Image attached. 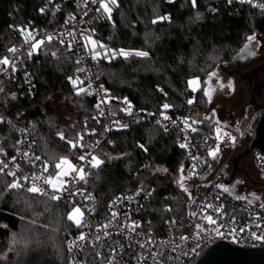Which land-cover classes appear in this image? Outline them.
<instances>
[{"label":"trees","instance_id":"16d2710c","mask_svg":"<svg viewBox=\"0 0 264 264\" xmlns=\"http://www.w3.org/2000/svg\"><path fill=\"white\" fill-rule=\"evenodd\" d=\"M117 5L111 6V18L100 12L92 32L104 47L116 52L115 58L101 53L100 79L117 109L126 105V99L143 117L109 132L96 154L102 163L88 171L87 186L106 210L117 194L151 184L145 215L158 227L168 217L187 215L188 199L175 184L174 173L183 161L188 168L189 158L175 132L154 116L188 110L199 120L198 132L216 135L215 127L198 117L206 103L202 87L191 89L192 104H188L183 87L193 78L203 81L219 62L231 59L251 34H264V8L247 0H196L195 7L192 0H117ZM75 11L72 0H0V58L9 48L24 43L26 30L57 27ZM161 16L169 19L152 22ZM120 50L132 54L125 58ZM138 51L148 56L134 55ZM26 63L36 77L37 93L5 98L0 101V112L10 107L33 123L37 151L56 170L54 165L62 155L79 151L80 146L73 149L68 141L76 143L83 136L81 145L91 127L100 128L102 117L95 98L87 92L77 94L80 83L74 86L72 80L83 63L68 55L66 45L45 42ZM53 90L82 101L77 123L55 120L45 111L42 102ZM164 104L170 107L164 109ZM253 112L245 116L241 128H232L233 136H239ZM3 136L14 138L17 131L0 122ZM210 162L214 160L208 158L205 165ZM158 167L166 171L161 173ZM12 181V176L0 174V264H66L68 243L80 229L67 218L72 207L28 193L26 188L8 190ZM168 208L170 212L165 210ZM8 248L11 252L2 260Z\"/></svg>","mask_w":264,"mask_h":264},{"label":"built area","instance_id":"2783aa9c","mask_svg":"<svg viewBox=\"0 0 264 264\" xmlns=\"http://www.w3.org/2000/svg\"><path fill=\"white\" fill-rule=\"evenodd\" d=\"M72 1L76 6V11L66 15L62 24L54 28L29 30L35 39L28 43L24 41V43L15 47L18 50L15 54L9 52L6 55L15 65L16 71L13 72L10 66L0 65V88L3 89V91H0V101H6L5 98L7 97L33 96L37 93L36 77L29 70L26 63L31 44L35 40L43 39L45 42H49L46 38L52 36L51 41L60 43L63 41L62 44L66 45L68 49V55L78 57L83 63V71H78L76 74V79L79 77L83 81L82 84L80 83V87L85 88L86 92L96 99V105L100 104V108H97V113L102 117L100 128L97 126L91 127L78 153L70 155L72 164L77 168H83L87 175L88 171L95 168L92 166V156H96L109 132L121 128L122 125H129L140 120L143 114L134 110L131 105L132 114L129 115L125 111L128 104L121 109H117L111 99L110 90L101 82L99 70L101 54L93 59V48L84 39L85 36L92 35L98 23L102 11H97L99 3H92V0ZM252 3L261 5L264 4V0H252ZM85 44H88L87 48ZM5 68L6 71L3 70ZM183 93L186 95L187 100H193L194 94L188 85H184ZM102 100L108 102L101 103ZM261 111L262 109H259L254 114L236 138L235 144L229 142V136H233V127L227 129L229 136H224L221 140L217 139V135L210 136L198 132L197 124L199 120L191 111H180L174 115L165 112L163 115L156 114L154 116L155 121H159L167 130L175 132L178 142L187 144L189 173L192 170V165L196 164V175L192 176L194 179V196L192 198L195 203L192 200L188 202L186 216L174 215L168 217L158 227H153L145 215V207L150 201L153 191L151 184L140 187L133 192L117 194L111 199L107 209L103 210L100 202L96 199L95 193L87 186L86 175L84 180H74L72 177H66L65 180L68 181L67 190L58 193L61 196L58 201L71 207L78 206L83 212L80 229L68 243L66 264H108L113 256L115 257L113 264H194L206 250L220 241L246 248L264 246V240H256L251 236V232H255L258 236H264V208L261 207L264 204V192L261 195L256 194L259 200L248 203L247 200H237L228 192H222L221 189L216 187L217 184H223L228 188L231 186L232 182L227 183L233 171L231 161L238 150L241 148L247 149L251 146L256 136ZM101 112H103V115H101ZM147 115L150 114L147 113ZM164 116H167L168 119H164ZM185 119L188 120L191 127H185L183 123ZM194 120L197 123H192ZM116 121L119 123H115ZM0 122L14 127L17 131V136L14 138L0 137V149L3 150L0 151V161L8 164L5 172L14 171L16 177L21 178L40 175L42 166L47 161L37 151L36 140L33 137L35 130L33 123L26 120L24 115L10 110V107L6 111L0 112ZM192 128H195L196 131H192ZM246 138L248 139L246 140ZM217 145H219L220 151L217 158L213 159L209 156V152L215 149ZM25 152L29 153V156L25 157L23 155ZM250 153L254 156L261 173H264V160L261 159L264 158V152L258 147H252ZM36 156L41 157V159L35 160ZM81 156H85L86 159L81 161L79 159ZM14 157L15 160H13ZM192 157H198L199 159L194 161ZM208 158H212L214 162H210L206 166ZM48 165L49 171L44 173V176L54 174L56 171L51 168L49 163ZM212 167H214V171L203 178V172ZM75 175V173L72 174V176ZM21 182L23 183V180ZM31 182V179H29V182L25 184V188L30 186ZM36 183L51 191L50 186L44 185L42 180H38ZM80 192L83 195H80ZM138 192L139 195H137ZM72 193H76V195ZM148 193H151V195L149 196ZM238 195L249 197V195ZM85 197L89 198L86 199ZM129 197L131 199H128ZM217 197L219 198L217 199ZM206 203H211L214 207L223 205L225 215L224 219L219 222L225 224V227L221 229L222 235H217L214 232L201 233V238L197 240L195 225L209 226L198 217L190 216V213L195 211L199 214L200 208ZM113 211L119 214L116 219L112 217ZM208 213L215 218L212 209H208ZM233 217L235 218L234 222ZM257 217L259 218L257 219ZM172 220L176 221L175 225H170L169 221ZM109 221H112L110 227L103 229L102 226L109 223ZM133 221L141 225L140 228L135 230V233L129 232L124 227ZM256 224H260L261 227L257 228ZM231 228L237 230L247 228V230L244 233L237 231L234 239L233 235L229 234ZM98 229L100 231H97ZM104 231H107L110 235L104 236ZM137 233H140V235H137ZM82 234L85 236L84 240L79 239ZM149 234L153 241L150 245L147 244ZM97 235L101 237L99 241L96 240ZM182 235L189 237V239L181 241L180 237ZM141 243L146 246L141 248ZM176 245H179V247H176ZM173 248H175V251H173ZM112 249H116V252L113 253ZM192 249H195V252H192ZM186 252L191 254L185 256L184 253ZM97 253H100V255L97 256ZM153 254H156L155 259Z\"/></svg>","mask_w":264,"mask_h":264},{"label":"snow or ice","instance_id":"6c2138e0","mask_svg":"<svg viewBox=\"0 0 264 264\" xmlns=\"http://www.w3.org/2000/svg\"><path fill=\"white\" fill-rule=\"evenodd\" d=\"M99 3V7L97 8V11H101L103 10V12L109 14V18H111V12H112V7L113 5L118 6L117 5V0H92V3ZM232 0H229V3H231ZM241 2H245V0H241ZM247 2L251 3L252 0H247ZM193 6L195 7V3L196 0H192ZM261 8H264V4L258 5ZM41 11H43V9H41ZM85 15H87V13H85ZM169 17L167 16H161L158 17L156 20H153L152 22L155 24L158 21H164V20H168ZM21 31H24L23 29H21ZM71 35V33H70ZM35 37L33 36V34L31 32H28L26 37H25V42L28 43L31 40H34ZM47 41H51L53 39L52 36H48ZM84 39L86 41H88V43H90L93 46V59H96L97 57L100 56L99 52L95 51V46L97 45V42L94 40H91L90 37L85 36ZM256 41V36L255 34L248 36L247 37V43L244 45V47L241 49V55L242 56H251L254 55L253 52H251L250 50V45ZM45 43V40L41 39V40H35L34 43L31 44V50L28 52V56H32L33 53L39 49V47ZM61 43H63V41H61ZM85 47H88V44H85ZM100 48H104V45H99ZM9 52L15 54L18 50L15 47L9 48L8 49ZM120 55L124 56L125 58H127L129 55H131L132 53H128V52H124L123 50H120ZM53 56H55V53H52ZM134 55L136 56H140V57H147L148 53L147 52H143V51H138L135 52ZM113 58H115L116 53H112ZM79 63V61H77ZM0 65H4V66H10L12 68V71L15 72L16 68L15 65L12 63V61L9 59V57L5 56L3 58H0ZM6 71V68L3 69ZM78 71H83V69H78ZM217 74L215 72L210 73L209 79H211V77L216 76ZM71 79V78H69ZM73 85H77V83H83L82 80L79 79V77H77V79L72 80ZM189 87L193 90L196 91V87L199 84V80L198 79H193L190 80L189 82ZM89 87H91V85H89ZM220 87L223 89L224 87H227L229 89H232L233 85L232 82L229 81L227 85L224 84H220ZM0 91H3L2 88H0ZM82 92H86L85 88H78L77 89V94H80ZM90 94V93H89ZM207 97L209 102H211V90H206L204 93ZM15 98V97H13ZM107 100H102L101 103H107ZM188 104H192L194 101L193 100H188L187 101ZM124 103L128 104V108L125 109V111H127V113L129 115L132 114V110H131V104L125 99ZM170 106L168 104H164L163 108L164 109H168ZM97 108H100V104H97ZM101 115H103V112H101ZM163 115V113H162ZM213 115H215V113L213 112ZM164 119H168L167 116L163 117ZM205 119H209V117H205ZM115 123H119L118 121H116ZM159 123V121H158ZM175 123V122H174ZM184 125L186 128L191 127V125L188 123V120L185 119L183 121ZM192 123H197V121H193ZM122 127H127V125H122ZM192 131H196L195 128H192ZM221 129L219 127H217L216 129V133H217V139H222L221 135H220ZM60 138L61 139H65L63 134L60 133ZM224 136H229L228 133H224ZM83 140V136H80L77 140L76 143H73L72 141H68V143L71 145V147L73 149H75L77 146H81L79 145V141ZM229 142L232 144H235L236 142V137L235 136H229ZM140 147L143 148V145H140ZM180 147L182 148H186L187 144H180ZM0 151H3L2 149H0ZM146 151V149H145ZM219 145H217V147L213 150H211L209 152V156L212 157L213 159L217 158L218 154H219ZM25 157L29 156V153L25 152L23 154ZM41 157L36 156L35 160H40ZM79 159L81 161L85 160L86 157L85 156H81L79 157ZM192 159L195 161L197 159H199L198 157H192ZM262 160H264V158H261ZM13 160H15V157L13 158ZM92 166L93 167H98L102 161H100L96 156H92ZM18 167V165H17ZM55 169H57V171L55 172V174H49L47 176H44V173H48L49 171V165L47 162H45L42 166V171L40 175H33L31 178H29L28 176H24V177H16V173L14 171H8L7 173H5V169L8 168V164L4 163L3 161H0V174H6L8 176H12L14 179L11 183L7 184V189L8 190H12V189H23L25 188V184H27L29 182V179H31V183L30 186H28L25 190L28 193H32V194H39L45 197L50 198L51 200H59L61 199V196L58 195V193H62L63 191H66V185L68 183V181H66L64 178L65 177H72L74 180H84L85 179V175L86 173L84 172L83 168H77L75 165L72 164V162L67 158V157H61L59 159L58 162L55 163L54 165ZM166 171V169H165ZM75 173V176H72V174ZM180 179L178 180V183L180 184V187L186 192L188 193L187 188H185L184 186V180L191 178L192 176L196 175V164L194 163L192 165V170L190 171V173L188 174V176L184 175V169L183 166H181L180 169ZM21 180H23V183L21 182ZM38 180H42L44 185H48L50 186L51 191L46 190L44 187L38 185L36 183V181ZM237 184L242 183V181H237ZM217 188L221 189L222 192H229V188L225 187V185L223 184H217L216 185ZM235 187V186H233ZM73 195H76V193H72ZM80 195H83L82 192L79 193ZM137 195H139V192L137 193ZM148 195L150 196L151 193H148ZM189 198L192 200L193 203H195V200L192 198L191 193H188ZM251 195V199H249L248 196H236L235 199L237 200H247L248 203H252V200H259V197L255 194L252 193ZM86 199H88L89 197H85ZM219 197H217L218 199ZM119 199V198H118ZM128 199H131V197H129ZM111 207V206H110ZM262 208H264V204L261 205ZM208 209H212L213 212L215 213V218L213 215L208 213ZM166 211H171L170 208L165 209ZM118 213L113 211L112 212V217L113 219H116L118 217ZM224 213H223V205L214 207L211 203H206L203 204L202 207L200 208L199 214L195 211L190 213V216L192 217H198L199 219L203 220L206 225H208L209 227H205L202 224H196V233H195V237L197 240H199L201 238V233H207V232H214L217 235H222L221 233V229L225 227V224L220 223L219 221H222L224 219ZM82 217H83V212L81 210L80 207H73L72 211L69 213L68 215V220L70 221H74L78 226L81 224L82 222ZM259 217H257L258 219ZM234 217H233V222H234ZM112 221H109V223L104 224L102 226L103 229H107L108 227H110ZM170 225H175L176 221L172 220L169 221ZM257 228H260L261 225L260 224H256L255 225ZM124 227H126L128 229L129 232L135 233V230L137 228H140L141 225L138 222H131L129 224H126ZM247 230V228H240L239 230H237L236 228H231L229 230V234L233 235V238L235 239V233H237V231H239V233H244ZM97 231H100V229H98ZM110 235V233H108L107 231H104V236H108ZM137 235H140V233H137ZM251 236L253 239L256 240H264V236H258L255 232H251ZM80 240H84L85 236L82 234L79 237ZM101 239V237L99 235H97L96 240L99 241ZM189 239V237L187 236H181L180 240L181 241H187ZM153 241L151 240V236L149 234V239L147 241V244H152ZM161 243H168V242H161ZM146 245L144 243L140 244L141 248H144ZM176 247H179V245H176ZM113 253L116 252V249H112ZM173 251H175V248H173ZM192 252H195V249L191 250ZM191 253L186 252L184 253L185 256L190 255ZM100 253H97V256H99ZM155 255L153 254V258L155 259ZM115 257L113 256V258L111 260L108 261V264H113Z\"/></svg>","mask_w":264,"mask_h":264},{"label":"rangeland","instance_id":"374dc122","mask_svg":"<svg viewBox=\"0 0 264 264\" xmlns=\"http://www.w3.org/2000/svg\"><path fill=\"white\" fill-rule=\"evenodd\" d=\"M29 32V30L25 31V34L27 35V33ZM256 34L257 33H253ZM251 34V35H253ZM250 35V36H251ZM261 36L264 37V34H261ZM87 37H90L91 40H94L97 42V45L95 46V49L97 50V52H100V54L102 53H109V56H112V53H116L114 52L112 49H109L107 47L104 48H100L99 45H101V43L95 39L92 35H88ZM88 42V41H87ZM90 47L93 48V46L89 43ZM99 48V49H98ZM264 49V46H263ZM263 57H264V50H263ZM232 59V58H231ZM225 60V61H221L219 62L210 72L209 74L205 77V79L203 81H200L198 78H193V79H198L199 80V84L197 85L196 89L201 86L202 90H203V94L205 93L206 90H211V102H209L208 97L204 94L205 97V105L202 107L201 110L198 111V117L200 118V120H204L203 122H205L207 125L214 123L215 125V132L217 127H219L221 129L220 135L223 138L224 137V133H227V128L224 127L221 124L218 123H225L227 125H229L228 127L230 128H238L233 126L234 123L238 122L240 120V124L239 127L243 125L244 118H242L243 115V110L245 108V102H242L241 104H234V109L230 110V111H224L223 109V103L226 102V95L229 93H231L232 96H234V100L236 101V98L239 97H243L245 98H249L250 97V93L249 90L247 89L248 86V81L246 80V78L244 77L245 72L250 74L252 73L250 71L249 68H245L243 69V74L242 76H239L238 74H230L229 71H226L223 68V65L226 64L227 66V70L228 68H231L230 66H228V62L231 60ZM256 65L260 64V61H256L255 62ZM215 72L217 75L211 77V79H209L210 73ZM264 75V74H263ZM191 79V80H193ZM231 81L232 82V89H229L227 87H224L223 89L220 87V84H224L227 85L228 82ZM262 93V98H260L259 100L264 102V89L261 90ZM243 99V100H244ZM82 101L78 100L76 96L64 92L62 90H53L51 91L43 100L42 105L45 109V111L52 116L55 120H59L65 123H77L78 121V116H79V112L82 105ZM261 108H254L252 110H254L251 118L254 116V114ZM213 112L215 113V115H213ZM205 117H209V119H205ZM251 118L246 122L248 124V122L251 120ZM231 121V122H230ZM235 125V124H234ZM241 128V127H240ZM245 128V127H244ZM244 128L242 129V131L244 130ZM217 135V133H216ZM248 138H246L247 140ZM221 140V139H219ZM245 151V149H240L238 150V152L236 153L235 157H233L232 161H231V165L234 169L235 167V159L242 154ZM250 154V153H249ZM248 154V155H249ZM248 155L245 157H242L240 159V166L243 167V164L247 165V162L249 160ZM61 157H67L70 160V155L64 154ZM60 157V158H61ZM71 161V160H70ZM181 166H183L184 169V175L188 176L189 171L188 168L186 166V162L183 161L177 168L176 172L174 173V182L177 185V187H179L185 194L186 198L188 199V202L191 200L189 198L188 193H191V196H194V179L193 177L184 180V186L185 188H187L188 193H186L181 187L180 184L178 183V180L180 179V169ZM57 171V169H56ZM55 171V172H56ZM158 171L165 172V169L163 167H158ZM55 174V173H54ZM66 178V177H65ZM64 178V179H65ZM187 202V203H188ZM74 207H78V206H74ZM73 207L71 208V210L68 212L69 213L72 211ZM83 218V217H82ZM74 222V221H73ZM75 223V222H74ZM11 252V249H6L4 251V253L2 254V260L5 259L9 253Z\"/></svg>","mask_w":264,"mask_h":264},{"label":"flooded vegetation","instance_id":"af4514ba","mask_svg":"<svg viewBox=\"0 0 264 264\" xmlns=\"http://www.w3.org/2000/svg\"><path fill=\"white\" fill-rule=\"evenodd\" d=\"M244 45L228 62V66L231 68H228L227 70L226 64L223 65V68L226 71H229L230 74L234 73L242 76L243 69L245 68H249L252 72L250 74L245 72L243 77L248 81L247 89L249 90L250 97L245 99L243 97H239L236 98L235 101L234 96H232L231 93H228L226 95V102L222 104L224 111H230L231 109H234V104H241L242 102H245V108L243 110L244 116H242L241 119H243L252 109L259 108V106L264 105V102L259 100L263 96L261 90L264 89V37L261 36L260 33L256 34V41L250 45V50L254 53V55L242 56L241 49ZM237 54L239 55L238 57H236ZM256 61H260V64L256 65ZM234 124L233 126L239 127L240 120ZM248 158L249 160L247 165L243 164V168L247 170V172L237 171L232 179V183L234 181H242V183L236 184L238 194L251 196L250 194L255 193L257 195H261L264 192V181L258 180V176L261 174V171L259 170L255 158L251 153L248 155ZM249 178L253 179L255 183H253Z\"/></svg>","mask_w":264,"mask_h":264},{"label":"water","instance_id":"95a60500","mask_svg":"<svg viewBox=\"0 0 264 264\" xmlns=\"http://www.w3.org/2000/svg\"><path fill=\"white\" fill-rule=\"evenodd\" d=\"M239 55L237 54L236 57ZM262 109V114L257 123L256 136L253 139L251 146L240 154L235 159V167L231 173V177L227 183H231L237 171H246L240 166V159L247 156L251 152L252 147H258L264 152V105L259 106ZM214 171V167L205 170L202 174L206 178L209 173ZM253 183L255 181L249 178ZM258 180H264V173L259 174ZM234 181L229 187V194L231 196H238L236 183ZM235 186V187H233ZM251 199V196H249ZM256 201V200H252ZM194 264H264V246L255 248H246L237 245H232L226 241H220L212 245L206 250Z\"/></svg>","mask_w":264,"mask_h":264},{"label":"crops","instance_id":"0c3cea01","mask_svg":"<svg viewBox=\"0 0 264 264\" xmlns=\"http://www.w3.org/2000/svg\"><path fill=\"white\" fill-rule=\"evenodd\" d=\"M204 121V120H203ZM218 124H221V125H223L224 127H226L227 129H229L230 127H228L229 125H227V124H225V123H218ZM208 125H210V126H214L215 127V125L216 124H214V123H211V124H208Z\"/></svg>","mask_w":264,"mask_h":264},{"label":"bare ground","instance_id":"6f19581e","mask_svg":"<svg viewBox=\"0 0 264 264\" xmlns=\"http://www.w3.org/2000/svg\"><path fill=\"white\" fill-rule=\"evenodd\" d=\"M262 112V111H261ZM262 114V113H261Z\"/></svg>","mask_w":264,"mask_h":264}]
</instances>
